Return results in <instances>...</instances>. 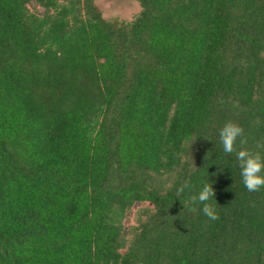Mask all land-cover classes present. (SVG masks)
<instances>
[{
  "label": "trees",
  "instance_id": "obj_1",
  "mask_svg": "<svg viewBox=\"0 0 264 264\" xmlns=\"http://www.w3.org/2000/svg\"><path fill=\"white\" fill-rule=\"evenodd\" d=\"M133 1L0 0V264H264V188L219 138L264 154V0Z\"/></svg>",
  "mask_w": 264,
  "mask_h": 264
},
{
  "label": "clouds",
  "instance_id": "obj_2",
  "mask_svg": "<svg viewBox=\"0 0 264 264\" xmlns=\"http://www.w3.org/2000/svg\"><path fill=\"white\" fill-rule=\"evenodd\" d=\"M220 143L226 155H235L240 168V175L244 187L249 192H257L264 188V154L260 151H252L246 147L248 140L245 136V130L238 123L228 121L219 131ZM239 141V150H237V142ZM192 191L193 185L190 180H185L177 189L176 195L181 196L185 190ZM216 192L212 183L206 182L202 185L197 194L190 196V202L193 205H201L199 211L203 213L209 220L219 219L216 210L217 201L215 199ZM215 201L213 203L212 201ZM184 206L185 203L182 201ZM193 212L197 211L196 207L190 209ZM182 214V213H181ZM180 214V215H181ZM186 227V224H185Z\"/></svg>",
  "mask_w": 264,
  "mask_h": 264
},
{
  "label": "rangeland",
  "instance_id": "obj_3",
  "mask_svg": "<svg viewBox=\"0 0 264 264\" xmlns=\"http://www.w3.org/2000/svg\"><path fill=\"white\" fill-rule=\"evenodd\" d=\"M95 4L101 10L106 20L117 19L119 21H129L138 13L139 8L133 0H95ZM38 13H43L39 7L36 8ZM147 204H136L127 214L124 221L126 228L134 225L137 211Z\"/></svg>",
  "mask_w": 264,
  "mask_h": 264
}]
</instances>
